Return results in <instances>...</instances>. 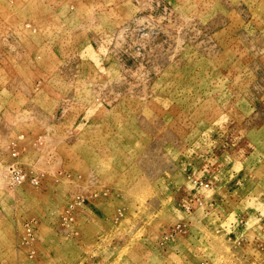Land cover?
Returning <instances> with one entry per match:
<instances>
[{"label": "rangeland", "instance_id": "rangeland-1", "mask_svg": "<svg viewBox=\"0 0 264 264\" xmlns=\"http://www.w3.org/2000/svg\"><path fill=\"white\" fill-rule=\"evenodd\" d=\"M0 264H264V0H0Z\"/></svg>", "mask_w": 264, "mask_h": 264}, {"label": "bare ground", "instance_id": "bare-ground-1", "mask_svg": "<svg viewBox=\"0 0 264 264\" xmlns=\"http://www.w3.org/2000/svg\"><path fill=\"white\" fill-rule=\"evenodd\" d=\"M181 12L183 13V11H181ZM150 103H152V102H149L148 104H150ZM147 109H148V107H147ZM132 113H133V111H132ZM137 114L139 116V115H141V112H139ZM149 114H152V113L150 112ZM143 118H146V117H143ZM131 124H135L133 119L130 120L128 116H127V120L123 119L120 122V124L118 125L119 131L121 132L119 134H124L125 135L127 133L128 127H132ZM136 127L138 128V126H136ZM143 132H144V130H143ZM116 139H109L108 138V141H105V143L102 146H100L99 151L101 150V152L97 151V152H99V153H97L95 151L96 152L95 154L90 153L87 148H83L82 146H80L78 144H74V146L72 148V151H69V152L72 155L73 163H75L77 165V170H76L77 176H79V175L84 176L87 179L86 182H88V187L95 186V187L98 188V185H100V184L101 185L102 184H107V185L116 187V190H112V188L101 189L102 191H104L103 194L107 197L104 202L110 201L113 197H117L118 192H120V191H122V194L124 193V199H128L130 197L129 192L133 191L134 189H137L138 186L140 187L139 190L141 192H143V191L146 192V193L148 192L147 194H149L153 198L155 195H153L152 189H150L151 191H149V183L150 184L153 183V180L155 178L154 176L156 174L155 175L153 174L152 168L157 170L158 169L157 163L147 159L144 156H140V157H137L136 160L131 161V162L130 161H128V162L126 161L122 165V162H121V160H123L122 157H125L126 150H128L130 148L126 147L125 144H127V143H123V145H121V144L119 145V144L115 143L114 141H116ZM84 160H85V162H84ZM142 162H144L145 164L142 163ZM152 163H155L156 167H152L153 166ZM139 164H142V166L143 165L147 166V168H146L147 171L146 172L149 173L148 174L149 177L146 178V181H138L136 178H133V175H134L133 171L134 170L138 171V168L140 167ZM1 173L5 176V171H1ZM128 173H131L130 180H128L126 178ZM139 173H141L140 170H139ZM135 174H137V173H135ZM142 175H144V174H142ZM113 182H116L115 185H112ZM144 184L148 185V187H145ZM100 188H98V189H100ZM130 194H132V193H130ZM149 206H150V208L158 207L157 206V202H155L154 200H152V202L150 203ZM84 219H85L84 216H82V221ZM57 256H58V254L56 253L55 257L57 258Z\"/></svg>", "mask_w": 264, "mask_h": 264}]
</instances>
